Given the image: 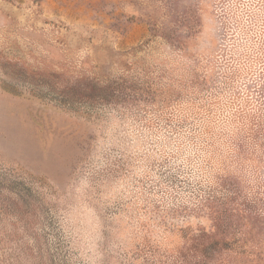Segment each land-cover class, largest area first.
<instances>
[{
  "label": "rangeland",
  "instance_id": "1",
  "mask_svg": "<svg viewBox=\"0 0 264 264\" xmlns=\"http://www.w3.org/2000/svg\"><path fill=\"white\" fill-rule=\"evenodd\" d=\"M0 264H264V0H0Z\"/></svg>",
  "mask_w": 264,
  "mask_h": 264
}]
</instances>
